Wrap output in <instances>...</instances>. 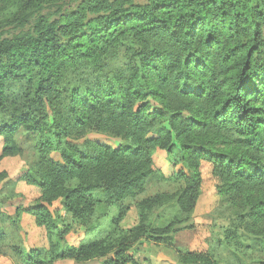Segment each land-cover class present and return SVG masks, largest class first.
I'll return each instance as SVG.
<instances>
[{"label":"trees","instance_id":"1","mask_svg":"<svg viewBox=\"0 0 264 264\" xmlns=\"http://www.w3.org/2000/svg\"><path fill=\"white\" fill-rule=\"evenodd\" d=\"M21 130L38 137V162L14 180L0 172V186L11 181L9 200L18 186L38 194L1 217L45 230L46 248H13L27 264H139L147 245L177 264H244L218 252H264V0H0V165L22 158ZM162 156L183 187L139 200ZM205 162L228 225L216 246L183 250ZM77 227L86 239L70 246Z\"/></svg>","mask_w":264,"mask_h":264},{"label":"rangeland","instance_id":"2","mask_svg":"<svg viewBox=\"0 0 264 264\" xmlns=\"http://www.w3.org/2000/svg\"><path fill=\"white\" fill-rule=\"evenodd\" d=\"M93 142L105 146H109L115 149L121 148L123 143L118 139L109 138L102 135L92 134L89 136ZM16 141L19 147L22 149L23 155L22 158L9 159L4 161L0 165V172L5 171L8 173L9 178L11 180L17 179L20 175H23L30 167L34 166L38 162V157L34 152V146L38 141V137L31 133L26 132L25 130H21L17 136ZM2 146V139H0V151ZM157 165L160 167L161 171L164 173L163 175H155L150 178L147 184V190L144 197H150L158 194H173L176 193L183 187L182 182H177L174 180H170L166 176L171 174L169 170V166L167 165L166 159L164 156L158 159ZM211 165L209 163H203L202 165V173L204 178L203 185V193L198 202V206L196 208L195 214L193 216V220L191 225L195 226L194 230H190L193 233L187 234L186 242L191 251H202L209 249L208 244L209 240L213 238L212 245L216 246L215 242L219 239L223 238V231L227 227L228 222L224 215L221 213H213L216 205L218 204V195L216 191V182L212 178L211 175ZM167 179H165V178ZM31 188V187H30ZM33 190H23L21 186H18L16 190V194L22 195V198H16L15 200H9L10 197L14 196L13 186L7 188L8 194L6 197L0 196V216L1 214H13L16 211L14 206H18V204L26 205L31 202L33 198H35V188ZM143 197V198H144ZM141 199V198H140ZM130 206L135 210L134 202H130ZM7 211V212H3ZM116 215V211H112L111 216L105 220L104 227L102 229L106 230L108 226V222ZM2 218V217H1ZM170 219L168 214L163 212L158 213L157 215V223L158 226H162L166 221ZM130 218L125 219L122 223V227L126 228L130 226L129 224ZM84 233V230L81 228H76L73 235ZM82 236V235H81ZM85 238V235L83 239ZM10 237L4 241L2 246L11 245L9 242ZM77 241V240H76ZM182 243L184 244V240L182 239ZM165 249H170L165 245H162ZM194 249V250H193ZM173 250V249H172ZM175 252V251H174ZM219 261L223 262L226 259L236 260L242 262L244 264H257L260 262L264 263V252L260 249L246 250L239 249L237 247L231 248H220L219 249ZM177 264V263H176Z\"/></svg>","mask_w":264,"mask_h":264},{"label":"crops","instance_id":"3","mask_svg":"<svg viewBox=\"0 0 264 264\" xmlns=\"http://www.w3.org/2000/svg\"><path fill=\"white\" fill-rule=\"evenodd\" d=\"M11 179V178H10ZM11 185V181L7 180L3 185L0 186V196H7L9 188ZM33 190L32 187L23 188V190ZM35 194H38V191L35 190ZM144 195L141 197L142 200L146 197ZM28 204L25 205V207ZM16 209V206H14ZM7 212V211H3ZM4 214V213H3ZM6 215V214H5ZM9 217L13 218L16 215V211L13 214L8 213ZM129 225L126 228L134 227L138 222V216L136 210L132 209L126 219H129ZM193 233L190 230L179 233L175 236L176 246L183 250H191L186 242L187 234ZM82 235V236H81ZM85 233H79L76 235L70 234L67 238V243L70 246H78L83 240ZM0 236L3 238L10 237L9 242L11 245L6 248V246H2V250L0 251V264H27L25 259L20 258L14 252L13 248L20 249L23 254L26 256L31 250H38L47 247V239L46 233L43 228H39L35 225L34 218L29 215H23L21 221V228H15L12 226L10 221L3 220L0 216ZM0 237V238H1ZM182 239L184 240V244L182 243ZM77 240V241H76ZM194 250V249H193ZM137 260L139 264H176V254L172 249H165L162 246H152L147 245L140 249V252L137 256ZM57 264H77L71 260L59 261ZM88 264H99L98 262H92Z\"/></svg>","mask_w":264,"mask_h":264}]
</instances>
